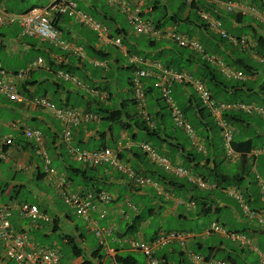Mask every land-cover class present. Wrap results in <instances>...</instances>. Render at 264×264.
<instances>
[{"label": "crops", "instance_id": "obj_1", "mask_svg": "<svg viewBox=\"0 0 264 264\" xmlns=\"http://www.w3.org/2000/svg\"><path fill=\"white\" fill-rule=\"evenodd\" d=\"M14 1L23 2V0ZM49 1L50 0H48V3ZM73 1L76 2L78 10L87 14L93 13L96 16L95 18L105 25L108 33H110L112 37L120 36L122 39V46L116 47L112 43L104 44L98 42V36L95 32L83 27L68 16L59 19L56 23V28L62 40L68 42L71 46L76 45L83 49V57H78L71 51H62L53 45L46 48V45H49V43L22 35L18 23L0 26V59L2 56L9 59L28 57L31 52L37 54L35 58L32 57L31 59H27L26 66L19 70L5 68L0 61L4 70L9 73H16L21 70H26L38 59H42L44 63V68L33 70L26 80L18 84V90L25 98L23 103L9 101L0 94V133L2 134L0 135V141H4L8 137L13 139V145L4 147V157L0 159V206L17 205L20 203H29L37 206L28 201L19 199L20 195L24 192L27 182H31L32 189L27 187V189H29V194L34 195L35 199H39L41 205L37 206L38 209L50 218L49 222L38 221L32 224L28 218L19 216L16 209H13L9 216L12 228L26 232L35 245L45 246L46 248L58 252L60 255V264H63L61 261L62 259L66 260L64 264H116L115 257L141 254L129 247L126 242L127 239H138L150 242L158 234L168 232L160 229L157 231L154 230L150 235H147V230L150 228L148 220L157 212L163 216H171L177 221H191L192 219H198L199 217L213 214L217 216L214 221H218L226 230V225L219 216L222 215L225 217L223 211L229 208L227 203V199L229 198L235 200L239 204L242 214L244 215V219L238 218L237 216H234V219H237V221L246 220L250 222V227H246V229L243 228L242 231H233L232 233L238 232L244 234L251 240L252 245H255L260 250V244L262 242L264 243V223L261 224L256 219L247 218L238 200L234 196H231L227 189L235 188L239 190L244 203L247 204L250 209L256 210L264 215V200L260 195V188L264 183V157L260 156L253 159L246 155L248 161H250V176L245 178V180L238 185H221V189L218 187V189L212 191L196 190L191 187L185 179L169 176L161 168L142 157L143 152L139 149V144L141 142H148V139L144 133L139 132L134 126L135 121L131 116L136 112V107H127L129 101L132 99L131 79L134 70L132 68L133 65L130 63V58L136 57L143 60L157 61L158 51L162 49L161 46L165 45L164 48H167L174 43L165 38H152L133 34L132 28L126 21L124 15L121 14L116 6H110L106 0ZM128 1L132 6L140 5L142 15L145 16V19L152 22L156 17L157 14L151 4L152 0ZM163 1L164 0H162L161 3H163ZM178 1L183 2V0ZM227 1L229 0H221L222 3ZM236 1L245 5L248 3V5H254L264 16V0ZM5 2L6 0H0V10L14 15H19L26 11L16 12L6 9ZM172 2L173 1H170L168 3L165 1L168 8L167 16L161 23L168 22V18L170 17L174 19H172L170 24H167L166 27L161 29L174 30L178 34L184 36L190 34V36L194 38H198V35L202 34L206 40L203 41L204 43H201V41L200 43L203 49L207 50L210 54H215L217 56L223 54L225 57L231 58L232 60L236 59V56L240 57L238 54L239 51L234 50L235 48L230 50L229 47L225 48L222 43L218 42V36L209 30L206 23L199 17L198 11L200 9L210 13L212 17L219 19L222 28L227 32L229 30L239 31L242 27H252L258 34H264V24L250 16L228 14L223 10L221 5L208 6L203 1H200L195 4L194 9L193 7H187L184 11H179L174 9ZM119 17H121L122 20H120ZM197 17H199V20L202 22H197ZM187 18L189 22L185 21ZM178 19L183 21L176 24L175 21ZM203 23L204 26L202 27ZM126 26H129V31L126 30ZM41 54L46 56V60H44ZM251 54L252 52L250 55ZM252 59L254 60L253 56ZM123 62H125V66H123ZM136 66L140 69L145 68L142 63H137ZM122 69H126L129 72V76H127L126 79L127 88H124V91L120 90L115 80V73ZM36 70L42 71L43 73L41 77L34 79L33 77ZM58 70L69 71L80 81L82 79L78 76L81 75L90 83L88 84L82 80L83 87L79 88L69 82H62L55 77V72ZM150 70H152L151 76L142 79V81L147 79L154 80L157 71L153 69ZM252 80L264 81V76L259 73L257 76L255 75ZM90 91H96L97 96L90 94ZM181 91L182 93H184V91L186 93L188 92L187 89H181L178 92ZM124 94H129L130 97L125 98L123 96ZM228 95L232 97L230 90L228 91ZM38 96L46 97L58 108L70 107L89 112L96 107H102L111 110V112H129V117H123L122 119L127 127L126 129H121L116 123L112 124L111 122L102 120L100 122L80 124L72 128V139L70 144L67 145L63 143L61 139L63 125L55 118L53 113L49 110L33 107L26 101ZM184 96L188 97V95ZM145 97L147 112L151 114V116L159 112L156 107L157 101L160 99L159 91L153 90V92L146 94ZM55 101H57V103ZM256 105L260 106L259 104ZM3 113L6 115L5 118L2 117ZM13 124L15 125L13 126ZM102 125L105 126L104 129L101 128ZM155 125L159 130L160 136L163 137V140L165 139L166 133L169 134V132H171L170 128L173 127V124L171 127L167 124L160 127L157 122H155ZM39 126L42 130H40ZM22 128L38 129L43 133L52 167L56 170L53 183L49 182L47 178L42 175V169H40L35 160V157L38 156L35 153L33 144L24 138ZM115 131H117V133H115ZM209 135L211 136V133H209ZM133 136L135 139H133ZM197 136L199 138L197 141L204 147V152H201L204 157L200 162V167L202 169L214 171L219 162V159L215 156L217 148L213 149V143L217 146V138L211 139L215 141L213 143L210 139H207L208 142L204 143L203 138L198 134ZM218 139H221V136H218ZM157 140L158 141L155 143H148L156 148L158 154L168 156L173 164L182 165L186 168L189 167V169L194 167V163L189 161L190 159L186 160L185 156L188 154L190 158H192L193 155L190 151L193 148H191L192 145L189 140L188 147L185 151H181V149L176 146L174 140L166 139L163 141L160 138ZM108 142H111L110 146ZM90 143H100L99 147H95L97 149L90 150H98L105 147L116 149L121 145V153H125L126 156L122 160L137 166V172L140 173L141 176L149 178L152 183L144 187L137 186L124 175L108 166H101L95 169H89L83 165L77 167L81 171H86L85 175L74 171L73 169L76 167L71 163L77 162L71 159L68 148L78 147L84 149L83 146ZM206 144L212 146L206 149ZM220 144H222V141ZM133 154H135V156ZM242 156L243 154H239L238 157L228 161L220 159L223 161V166L221 168L219 167L216 171L224 175L241 173L242 171L239 163L240 157ZM53 162H57L58 166H53ZM233 162H235L237 166L231 171L227 169L226 172L224 168L228 167ZM1 165L6 166L7 173L2 171ZM89 170L92 172L89 173ZM11 172L26 173L27 181L14 180L7 177ZM163 177L167 178V180L172 179L173 181H167ZM41 181L46 182L49 189L47 193L40 192L38 189L39 186L35 185V183ZM88 191H103L111 197L109 204L99 205L96 212L91 211L89 221H84L82 218H79L70 208L69 210L71 212L62 210L56 205V201L53 198V195H55L62 200L64 193H81ZM195 194L202 196L206 200L204 202L201 200L195 201ZM132 195L141 198L146 197L153 203L150 204L151 206L149 207L142 206L145 208V210L142 211L131 201L130 196ZM44 202H46L45 206L43 205ZM198 202H201L204 207H201ZM153 205L155 207L158 206L157 212L155 208H153ZM132 207L136 208V210H133ZM103 210L105 211V217L99 218L97 212ZM74 217L79 218L81 225L76 223ZM212 221L213 220L210 222ZM210 222L208 223L209 225L203 229L201 234L196 235L193 232L189 233L193 236L188 242V249L190 251L196 252V250L204 248L205 246L203 242H201V238L204 237L206 240V238L214 235H207L205 233L210 226ZM95 228L111 229L110 234L105 235L103 245H100L99 240L94 235L93 230ZM86 232L93 234L97 239V244L95 246L87 243ZM34 235L44 237L46 240L52 239V241L49 245H38L35 243ZM217 235H219L216 236L218 239L217 245L205 248L207 253L203 255L204 258H215L216 253L221 251L223 252V260L225 261L232 260L235 261V264H251L248 257L254 254L257 260L256 263L260 264L257 254L251 247H242L223 234ZM222 240L228 241L229 244L224 246ZM234 244L238 247H235ZM155 255L158 259L162 260L164 264H170V262H172V264H175V262L178 264H185L186 262L184 259H187L177 244L164 246L157 250ZM137 263L147 264L145 257L143 262L137 260ZM0 264H18L13 261H8L5 258L4 247L1 242Z\"/></svg>", "mask_w": 264, "mask_h": 264}, {"label": "built area", "instance_id": "obj_2", "mask_svg": "<svg viewBox=\"0 0 264 264\" xmlns=\"http://www.w3.org/2000/svg\"><path fill=\"white\" fill-rule=\"evenodd\" d=\"M110 6H116L124 15L126 21L130 24L133 33L152 38H165L175 43L181 48H186L194 53L201 54L210 64L215 66L217 70L227 79L245 80V75L228 66L223 59L216 55L204 54L200 42L194 37L183 36L173 30H159L142 15L140 5L132 6L126 0H106ZM188 5L203 1L208 6L221 5L223 10L228 14H236L250 16L258 22L264 24V16L254 5H245L237 1H227L222 3L221 0H185ZM199 17L204 21L209 30L222 39H226L233 46L248 48L252 42L247 36L236 38L228 34L221 26V21L210 15V13L199 10ZM68 16L73 18L77 23L89 30L95 32L100 43H112L116 47L122 46L120 36L112 37L105 25L96 20L91 15L77 9V4L73 0H50L44 7H33L25 12L14 15L0 10V26L5 24L18 23L21 33L24 36L47 42L62 51H71L78 57H83V49L79 46H71L68 42L60 37V33L56 28L59 19ZM130 63L133 65V77L131 79V90L133 99L138 108V115L145 121H149V115L146 112L145 94L143 91L142 79L151 76L152 70L157 71L154 78V88L159 91L161 99L168 106L173 124L180 128L193 144H197V137L191 124L185 119L183 111L177 106L171 96L173 85L190 86L195 92L201 105L207 109L215 125L220 131L223 141L225 158L231 160L239 156L232 148V140L235 128L224 117L223 114L231 111H239L247 114H255L264 119V109L252 105L237 103H221L211 98V94L206 85L199 79L194 78L186 71H175L166 68L159 61L143 60L141 58L131 57ZM142 63L145 68H137L136 64ZM97 65V64H96ZM44 68L42 59H38L26 70L16 73H9L4 70L0 64V94L9 101L23 103L25 98L18 90V84L22 83L30 73L37 69ZM56 79L62 82H69L75 87H83L82 82L73 74L58 70L55 72ZM90 94L97 96L96 91H90ZM31 106L49 110L55 118L63 125L61 134L62 142L69 145L72 139V128L80 124L99 121V117L92 113H87L74 108H58L46 97H33L26 100ZM15 124H13L14 126ZM24 138L33 144L36 155L41 158L44 163V175L47 180L53 183L56 176V170L52 167L51 159L48 155L46 142L43 133L38 129L22 128ZM13 139L6 138L0 141V159L4 157V147L12 146ZM139 148L146 153L148 159L162 168L168 174L184 178L188 183L196 188L204 191H211L217 188V185L210 183L196 174H192L188 169L173 165L168 158L159 155L149 144L141 143ZM201 150V147H199ZM70 157L75 162L80 163L86 168H98L108 166L114 170L124 174L134 184L139 186H147L151 184L148 178L137 175L132 167L123 162L119 155L122 152L121 145L116 149L101 148L98 150H86L78 147L68 148ZM251 156H263L264 147L251 150ZM261 198L264 200V183L260 188ZM228 193L234 196L241 205L245 216L249 219H256L259 223H264V215L251 210L244 203L242 195L235 189H228ZM63 200L67 206L74 210L75 214L84 221H89L91 211L96 212L99 205H107L111 201L110 195L103 191H88L81 193H64ZM133 210L136 208L132 207ZM13 209H16L19 216L28 218L32 224L38 221L49 222L50 218L41 212L37 206L29 203H20L17 205L0 206V242L4 247V255L8 261L18 264H59L60 257L58 253L46 247L35 245L26 232L18 231L12 228L9 216ZM99 218L105 217V211L97 212ZM94 234L98 239H102L106 234H110L109 228H95ZM210 234H223L231 241L238 243L242 247H251L257 252L260 264H264V252L253 247L251 241L241 233H228L218 222L213 221L208 230L205 232ZM193 236L184 232L171 231L168 233L158 234L151 242L143 240L127 239L126 242L132 250L143 254L148 264H164L155 257V252L160 248L176 243L183 250L184 254L192 264H230L221 260L205 259L204 257L191 252L188 249V242Z\"/></svg>", "mask_w": 264, "mask_h": 264}, {"label": "trees", "instance_id": "obj_3", "mask_svg": "<svg viewBox=\"0 0 264 264\" xmlns=\"http://www.w3.org/2000/svg\"><path fill=\"white\" fill-rule=\"evenodd\" d=\"M165 1L169 3L170 1H174V0H164L163 3H161L162 0H152L151 2L154 11L157 14L154 20L152 21V24H154V26L158 29L166 27V25L170 24L172 19H174L170 17L168 18L169 19L168 22L161 23V21H163L167 16L168 8ZM194 6L195 4L190 6V8L193 7L194 9ZM186 8L187 5L184 2V0L183 2H180L176 6V9L179 11H184ZM89 15L93 16L94 18L96 17L93 13H89ZM181 21L183 20L178 19L175 21V23L177 24ZM185 21L189 22V19L187 18ZM196 21L202 22L201 20H199V17L196 18ZM203 26L204 23L202 24V27ZM227 33L236 38L247 36L252 41V45L250 47L242 48L240 46H233L226 39H222L220 36H218V42L222 43L225 48L229 47L230 50L232 48H235L234 50L239 51L238 54L240 55V57L236 56V59L233 60L231 58L225 57L223 54H219V56L228 66L243 72L247 76V79L244 81L227 79L224 76H221L217 68L212 64H210L207 60H205L203 55L191 52L186 48H181L176 44L169 45L167 48H164L165 45H162L161 46L162 49L158 51V55L160 57H157L158 58L157 61L161 62L162 65L166 68H170L175 71H186L194 78L201 80L208 88L211 94V98L216 101L223 100L229 103L241 102L244 104H259L260 106L264 107V81L252 80V78L255 75L257 76L259 73H261L264 76V34L263 35L258 34L252 27H242L239 31L229 30ZM188 36H190V34ZM251 52L252 54L250 55ZM203 53L210 55V53H208V51L204 49H203ZM252 56L254 57V60L252 59ZM152 80L153 79H147L142 81L143 91L145 95L153 92V90H157L156 88H154V86H152V84H154L155 81L153 80L152 82ZM181 89L182 90L187 89L188 92L187 93L185 91L184 93H182V91L178 92ZM229 90L231 91L232 97H229L228 95ZM184 95L186 96L188 95V97H185ZM171 96L175 101V103L177 104V106L183 111L185 119L192 125L195 132L201 138H203L204 143L208 142L207 139L211 140L212 138L215 137L217 138L216 141L217 146L213 143L215 141L211 140L214 146L213 149L217 148L215 155L217 159H219L218 160L219 162L217 163V168L214 171L209 169H202L200 167V162L203 159L204 155L202 156L201 153L197 152L193 147H191L193 148L190 150L191 153L193 154L192 158H190V155L188 154L185 155L186 160L190 159L189 161L194 163V167L189 170L191 171L194 170L192 171L194 174L200 176L202 179L210 183L216 184L218 187H220V189H221V185L223 186L231 185V184L238 185L243 180H245V178L249 177L250 161H248L245 154L250 152L251 149L264 147V120L255 114H247L239 111H231L223 114V117L235 127V134L232 141V148L236 152L243 154V156L240 157V163H239L242 172L234 175H224L216 171L219 167H221L223 163V161L220 159H224V151L222 148V144H220L222 139H218V136H220V132L216 127V125L213 123L208 111L201 105L199 98L197 97L195 92L192 91V88L190 86H182L178 84L173 85L171 90ZM217 97L219 98L218 100L216 99ZM128 106H130L131 108L136 107V102L134 101L133 98L129 101V105H127V107ZM156 107L158 108L159 112L154 113L152 116L151 114H148L150 117L149 122L143 120L138 115L137 109L135 110L136 112L133 114V116H131L135 121L134 126L138 129V131L146 135L148 142H154V143L158 141L157 139L159 138L163 140V137L160 136L159 130L157 129L155 122H157L160 125V127L165 126L166 124L171 127V125L173 124L171 123L172 121L170 118L168 108L161 98L157 101ZM89 113L99 116L100 121L101 120L108 121L111 122L112 124L116 123L121 127V129H126L127 127L125 122L122 121L123 117H129L130 114L129 112H121V111L111 112V110L102 107L100 108L96 107L93 110H90ZM167 118L170 119V123H168ZM172 126L173 127L170 128L171 132H169V134L166 133L165 139L163 141H165L166 139L174 140L176 146L179 147L181 151H185V149L188 147V138L180 128H177L176 126H174V124ZM209 133H211L212 137L209 135ZM133 139H135V137ZM211 146L212 145L208 146L206 144L205 148L207 149L208 147ZM133 155L135 156V154ZM125 157H126L125 153L124 154L120 153L119 158L121 160ZM142 157L146 158V155L143 153ZM252 158L255 159L254 157ZM131 167L134 170V172H136L138 175L140 174L137 172V166L131 165ZM89 169H95V168H89ZM73 170L79 172L82 175L86 174V171L85 172L81 171L77 167L74 168ZM90 172L92 171L89 170V173ZM42 175L45 176L44 173ZM163 178L167 180V178L165 177ZM168 180L170 182L173 181L172 179H168ZM190 186L198 190L193 185ZM93 192H97V191H93ZM194 198L195 201L201 200L202 202H204L206 200L205 198H203L198 194H195ZM198 204H200L201 207H204V205L201 202H198ZM115 262L117 264H138L136 258L133 257L132 255L115 257ZM227 262L231 264H235V261L232 260H228Z\"/></svg>", "mask_w": 264, "mask_h": 264}, {"label": "rangeland", "instance_id": "obj_4", "mask_svg": "<svg viewBox=\"0 0 264 264\" xmlns=\"http://www.w3.org/2000/svg\"><path fill=\"white\" fill-rule=\"evenodd\" d=\"M47 3H48V0H23L22 3L14 1V0H6L5 7H6V9L14 10V11L18 12V11L30 9L31 7H44L47 5ZM179 3H180V1H178V0H174L172 2V6L174 7V9H176V6ZM119 19L122 20L121 17H119ZM126 30L129 31V26L128 27L126 26ZM195 38L198 39L199 41H201V43H204L203 41L206 40L202 34H199L198 38L197 37H195ZM51 46H52L51 44L46 45V48L51 47ZM36 56H37V54L34 52H31L28 55V57H21V58H14V59H9L5 56H2L0 61L2 62L3 66L5 68L7 67L8 69L19 70V69L24 68L26 66L27 59H31L32 57L35 58ZM41 56L44 58V60H46V56H44L42 54H41ZM158 57H160V56L158 55ZM125 65H126L125 62H123V66H125ZM42 73H43L42 71L36 70L33 78L37 79V78L41 77ZM115 74H116L115 80H116L118 87L120 88L121 91H124V88H127V80L126 79H127V76H129V72L126 69H122L121 71L116 72ZM77 75H79V74H77ZM221 76H223V75L221 74ZM78 77L81 78L86 83H88V84L90 83L85 78H83L81 75ZM123 96L125 98L130 97L129 94H124ZM216 99L218 100L219 98L217 97ZM55 102L57 103V101H55ZM5 116L6 115L3 113L2 117L5 118ZM167 120H168V123H170V119L167 118ZM39 128H40V130H42V128L40 126H39ZM101 128L104 129L105 126L102 125ZM115 133H117V131H115ZM0 135H2V134L0 133ZM116 137H117V134H116ZM110 143L111 142H108L109 146H110ZM99 146H100V143H90V144L85 145L83 147L86 150H90V149H97L95 147H99ZM39 159L41 160V158L35 157L37 164L39 165L40 169H42V172H43L44 171V163L42 160L40 161ZM71 164L74 167H80L81 166V164H79L78 162L77 163H71ZM53 166H58L57 162H53ZM222 166H223V164L221 165V167ZM235 166H237V164H235V162H233L228 167H225L224 170L226 172H227V169H229L231 171L235 168ZM1 167H2V171H4V173H7L6 166L1 165ZM7 177L12 178L14 180L27 181L26 173H23V172H11ZM76 183H78V182H76ZM35 185L39 186L38 189L42 193H47V191L49 190L45 181L37 182V183H35ZM27 187L29 189L30 188L32 189L31 182H27L26 187L24 189V192L20 195L19 199L22 201H28L30 203L37 205V206H40L41 202H39V199H35L34 195L29 194V189H27ZM53 196L52 197L55 199L56 205H58L64 211H70L69 207L63 202V199L61 200L57 196H55V195H53ZM130 199L135 205H137V208L141 209L142 211L145 210V208H143V207H149V206H151L150 204L153 203L146 197L141 198V197H138L136 195L130 196ZM227 203L229 205V208L227 210L223 211V214L225 215V217L222 215L219 216L226 225V231H229L228 233H232L233 231H242L243 228L246 229V227H250V222H248L246 220L237 221V219H234V216H237L238 218L240 217L241 219H244V215L242 214V211L239 207V204L235 200L229 199V198L227 199ZM45 204H46V202H44L43 205L45 206ZM157 207L158 206L155 207L153 205V208H155L156 212H157ZM216 217L217 216L210 214L208 216L199 217L198 219H192L191 221H189V220L188 221H177L174 218H172L171 216H163V215L158 214V212H157L155 215H153L148 220V222L150 223V228H148V230H147V235H150L151 232H153L154 230L157 231L160 229L162 231H178V232H184V233H192L193 232L194 234L199 235L203 232V229H205L209 225L208 223L211 220L214 221ZM74 218H75L76 223L81 225V221L79 220V218H77V217H74ZM234 233H238V232H234ZM216 236H219V235L214 234V235L206 238V240L204 239V237H202V238L200 237L201 242H203L205 247L200 249V250H196V252H194V253H196L200 256L205 255L207 253L205 248H207L208 246L217 245L216 243H218V239ZM34 239H35V243L38 245H47V244L49 245L50 242L52 241V239L46 240V239H44V237H40L37 235H34ZM86 240H87V243L92 245V246H95L97 244V241H96L97 239L94 237L93 234H91L89 232H86ZM222 241L224 243V246L226 244H229V242L226 240H222ZM234 246L238 247L236 244H234ZM259 247H260V250L264 252V243L263 242L260 244ZM133 257H135L139 262L144 261V257L141 254H134ZM248 258L250 259L251 264H257L256 263L257 260H256V257L254 254H252L251 256L249 255ZM214 259L215 260H223L224 259L223 252L218 251V253H216V256ZM176 260H178V259H176ZM184 260L186 262L185 264H190L187 259H184ZM61 261L64 264L66 260L62 259ZM170 264H172V262H170ZM175 264H178V263L175 262Z\"/></svg>", "mask_w": 264, "mask_h": 264}, {"label": "clouds", "instance_id": "obj_5", "mask_svg": "<svg viewBox=\"0 0 264 264\" xmlns=\"http://www.w3.org/2000/svg\"><path fill=\"white\" fill-rule=\"evenodd\" d=\"M128 3H130L128 0H126ZM232 1V0H231ZM234 1H236V0H234ZM184 2L186 3V1L184 0ZM197 3V2H196ZM196 3H194V4H196ZM131 5V4H130ZM186 5H187V7H189L190 8V6H192V5H188L187 3H186ZM134 6H136V5H134ZM31 8H33V7H31ZM30 8V9H31ZM200 10H202V9H200ZM199 12V11H198ZM122 14V13H121ZM93 17V16H92ZM143 17L145 18V16L143 15ZM96 19V18H95ZM97 20V19H96ZM150 21V20H149ZM100 22V21H99ZM151 22V21H150ZM102 23V22H101ZM152 23V22H151ZM103 24V23H102ZM154 25V24H153ZM156 28V27H155ZM156 29H158V28H156ZM159 30H162V31H164L165 29H160L159 28ZM174 31V30H173ZM177 33V32H176ZM135 34V33H134ZM215 34V33H214ZM136 35V34H135ZM181 35V34H180ZM112 36V35H111ZM137 36H143V35H137ZM184 36V35H183ZM218 36V35H217ZM115 37V36H114ZM148 37V36H147ZM188 37H190V36H188ZM168 40V39H167ZM198 40V39H197ZM250 41H251V39H249ZM170 41V40H169ZM199 41V40H198ZM171 42V41H170ZM200 42V41H199ZM252 42V41H251ZM173 43V42H172ZM175 44V43H174ZM201 44V43H200ZM202 45V44H201ZM202 48H203V46H202ZM189 50V49H188ZM191 51V50H190ZM193 52V51H192ZM197 54V53H196ZM212 55H214V54H212ZM217 56V55H216ZM219 57V56H218ZM222 59V58H221ZM236 70V69H235ZM237 71H239V70H237ZM241 72V71H240ZM243 73V72H242ZM244 74V73H243ZM245 75V74H244ZM247 79V76L245 75V80ZM233 80V79H232ZM237 81H239V80H237ZM242 81H244V80H242ZM20 92V91H19ZM131 92H132V90H131ZM132 98H133V94H132ZM161 98V97H160ZM216 101V100H215ZM217 102H221V103H229V102H223V101H217ZM145 103H146V97H145ZM234 103H237V102H234ZM252 105H256V104H252ZM167 106V105H166ZM256 106H258V105H256ZM57 107V106H56ZM260 107V106H259ZM65 108H70V107H65ZM167 108H168V106H167ZM262 108V107H261ZM75 109V108H74ZM136 109H137V112H138V108H137V106H136ZM264 109V108H263ZM207 110V109H206ZM168 111H169V109H168ZM85 112V111H84ZM146 112H147V103H146ZM87 113H89V112H87ZM148 113V112H147ZM209 113V112H208ZM149 114V113H148ZM169 114H170V112H169ZM210 115V114H209ZM99 117V116H98ZM170 118H171V116H170ZM261 118V117H260ZM212 119V118H211ZM144 120V119H143ZM149 120H150V117H149ZM264 120V119H263ZM171 121H172V119H171ZM213 121V120H212ZM97 122H100V118H99V121H97ZM149 122V121H148ZM172 123H173V121H172ZM214 123V122H213ZM215 124V123H214ZM175 126V125H174ZM192 126V125H191ZM217 127V126H216ZM218 128V127H217ZM235 128V127H234ZM194 129V128H193ZM219 130V129H218ZM194 132H195V130H194ZM220 132V131H219ZM185 134V133H184ZM195 134H196V132H195ZM235 134V133H234ZM221 136V135H220ZM187 137V136H186ZM196 137H197V139H199L198 138V136H197V134H196ZM45 138V137H44ZM188 138V137H187ZM234 138V137H233ZM222 139V138H221ZM188 140H189V142H190V144L192 145V147L197 151V152H199V153H201V152H204V147L203 146H201V144L197 141V144H193L191 141H190V139L188 138ZM233 141V140H232ZM46 142V141H45ZM141 143H147V144H149L155 151H156V148L154 147V146H152V144H150V143H148V142H141ZM140 143V144H141ZM199 147H201V150H199ZM47 148V147H46ZM222 148H223V151H224V147H223V141H222ZM260 148H262V147H260ZM254 149H256V148H254ZM141 150V149H140ZM234 150V149H233ZM251 150H253V149H251ZM251 150H250V152H251ZM142 151V150H141ZM235 151V150H234ZM143 152V151H142ZM157 152V151H156ZM236 152V151H235ZM250 152H248V153H246L245 155H247L248 157H254V158H257V157H260V156H257V157H255V156H251L250 155ZM144 153V152H143ZM158 153V152H157ZM236 153H238V152H236ZM145 155H146V153H144ZM238 154H240V153H238ZM160 155V154H159ZM224 155H225V152H224ZM161 156H164V155H161ZM166 158H168L169 160H170V162L172 163V161H171V159L168 157V156H165ZM263 157V156H262ZM146 158L148 159V157H147V155H146ZM149 160V159H148ZM224 160H226V161H228L226 158H225V156H224ZM124 162V161H123ZM149 162L150 163H152L150 160H149ZM126 163V162H125ZM128 164V163H127ZM152 164H154V163H152ZM173 164V163H172ZM130 165V164H129ZM154 165H156V164H154ZM173 165H176V164H173ZM131 166V165H130ZM156 166H158V165H156ZM178 166H182V165H178ZM159 167V166H158ZM182 167H184V166H182ZM160 168V167H159ZM184 168H186V167H184ZM113 169V168H112ZM162 169V168H161ZM186 169H188L189 170V168H186ZM163 170V169H162ZM164 171V170H163ZM192 174H194L191 170H189ZM118 172V171H117ZM165 172V171H164ZM120 173V172H119ZM136 173V172H135ZM166 174H168L167 172H165ZM122 174V173H121ZM137 174V173H136ZM122 175H124V174H122ZM138 175V174H137ZM169 176H172V175H170V174H168ZM125 176V175H124ZM139 176H141L140 174H139ZM126 177V176H125ZM142 177H144V176H142ZM172 177H175V176H172ZM127 178V177H126ZM145 178H147V177H145ZM175 178H178V177H175ZM128 179V178H127ZM149 179V178H148ZM181 179H184V178H181ZM129 180V179H128ZM150 180V179H149ZM131 181V180H130ZM151 181V180H150ZM186 181V180H185ZM132 182V181H131ZM187 182V181H186ZM133 183V182H132ZM152 183V182H151ZM188 183V182H187ZM134 184V183H133ZM188 184H190V183H188ZM136 185V184H135ZM191 185V184H190ZM137 186H139V185H137ZM140 187H144V186H140ZM195 187V186H194ZM198 189V188H197ZM216 189H218V186H217V188ZM216 189H213V190H216ZM235 189V188H234ZM198 190H200V189H198ZM235 190H237V189H235ZM201 191H204V190H201ZM212 191V190H211ZM227 191H228V189H227ZM237 191H239V190H237ZM240 192V191H239ZM241 194V193H240ZM252 210V209H251ZM254 211H256V210H254ZM256 212H258V211H256ZM260 213V212H259ZM213 222V221H212ZM211 222V223H212ZM215 222H218V221H215ZM210 223V224H211ZM219 223V222H218ZM220 224V223H219ZM221 225V224H220ZM222 226V225H221ZM223 227V226H222ZM224 228V227H223ZM225 229V228H224ZM94 232V231H93ZM168 232H171V231H168ZM168 232H163V233H168ZM178 232V231H177ZM189 234V233H188ZM242 234V233H241ZM95 235V234H94ZM96 237V236H95ZM104 237L105 236H103V238L100 240V239H98L97 237V239L99 240V242H100V245H103V243H104ZM247 237V236H246ZM155 239V238H154ZM153 239V240H154ZM249 239V238H248ZM250 240V239H249ZM144 241V240H143ZM251 241V240H250ZM147 242V241H146ZM151 242V241H150ZM252 243V242H251ZM173 244H176V243H173ZM178 245V244H177ZM167 246V245H166ZM40 247H45V246H40ZM253 247H255V248H257L255 245L253 246ZM180 248V247H179ZM181 249V248H180ZM257 250H259L258 248H257ZM55 251V250H54ZM259 251H261V250H259ZM182 252H183V250H182ZM192 252V251H191ZM255 252V251H254ZM261 252H263V251H261ZM58 253V252H57ZM194 253V252H193ZM256 254H257V252H255ZM142 254V253H141ZM155 254H156V252H155ZM183 254H184V252H183ZM196 254V253H195ZM59 255V254H58ZM185 255V254H184ZM198 255V254H197ZM258 256V255H257ZM60 257V256H59ZM155 257H156V255H155ZM185 257L187 258V256L185 255ZM203 257V256H202ZM157 258V257H156ZM146 259V258H145ZM158 259V258H157ZM188 259V258H187ZM205 259H207V260H209L210 258H205ZM211 259H213V260H215L214 258H211ZM210 259V260H211ZM259 259V258H258ZM160 260V259H159ZM162 261V260H161ZM188 261L190 262V260L188 259ZM221 261H223V260H221ZM146 262H147V260H146ZM163 262V261H162ZM225 262H227V261H225ZM229 263V262H228ZM260 263V262H259ZM60 264V263H59ZM117 264V263H116ZM148 264V263H147ZM190 264H192L191 262H190ZM231 264V263H230Z\"/></svg>", "mask_w": 264, "mask_h": 264}]
</instances>
